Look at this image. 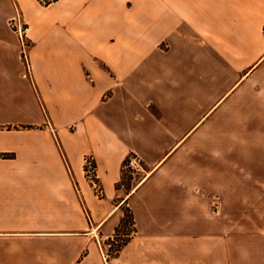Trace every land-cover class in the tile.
Listing matches in <instances>:
<instances>
[{
	"label": "crops",
	"instance_id": "0c3cea01",
	"mask_svg": "<svg viewBox=\"0 0 264 264\" xmlns=\"http://www.w3.org/2000/svg\"><path fill=\"white\" fill-rule=\"evenodd\" d=\"M0 153V264H264V0H0Z\"/></svg>",
	"mask_w": 264,
	"mask_h": 264
},
{
	"label": "built area",
	"instance_id": "2783aa9c",
	"mask_svg": "<svg viewBox=\"0 0 264 264\" xmlns=\"http://www.w3.org/2000/svg\"><path fill=\"white\" fill-rule=\"evenodd\" d=\"M15 29L18 31L21 43H22V57L25 64L24 75L28 77H32L33 67L30 61L29 56V40L26 35L25 29L21 23V19L16 17L12 19ZM129 169L131 173H136L137 171H141L144 169L143 162L140 156L137 154H130L124 163V170ZM85 170L88 177L93 181L98 193H101V186L96 179V162L93 157L87 156L85 159ZM214 206L218 207L219 201L218 197L215 196L213 199Z\"/></svg>",
	"mask_w": 264,
	"mask_h": 264
},
{
	"label": "trees",
	"instance_id": "16d2710c",
	"mask_svg": "<svg viewBox=\"0 0 264 264\" xmlns=\"http://www.w3.org/2000/svg\"><path fill=\"white\" fill-rule=\"evenodd\" d=\"M8 153H0V156H8ZM125 178V177H124ZM124 216L122 217L119 225L116 227L115 237L113 239V251L119 250L130 238L132 231L136 230L134 216L129 207H124ZM121 228H126L125 237H119Z\"/></svg>",
	"mask_w": 264,
	"mask_h": 264
},
{
	"label": "rangeland",
	"instance_id": "374dc122",
	"mask_svg": "<svg viewBox=\"0 0 264 264\" xmlns=\"http://www.w3.org/2000/svg\"><path fill=\"white\" fill-rule=\"evenodd\" d=\"M19 18H20V16H19ZM14 19V18H13ZM21 19V18H20ZM11 25L15 28V25H14V23H13V21L11 20ZM21 23H22V25H23V27H24V29H25V25H24V23H23V21L21 20ZM30 45H31V42L29 41V47H30ZM244 117L243 119H242V121L243 120H245V115H240V114H230V115H225V120H232V121H235V122H238L239 121V118L240 117ZM248 116V118H247V121L249 122V121H253V118H251V116L250 115H247ZM144 170V169H143ZM143 170H141V171H137L136 173H131L130 172V170L129 169H126L125 170V176L126 177H129V176H135L136 177V179L138 180V179H140L141 178V176H142V173H143ZM125 230H126V228H121V232H125ZM113 246V245H112Z\"/></svg>",
	"mask_w": 264,
	"mask_h": 264
}]
</instances>
